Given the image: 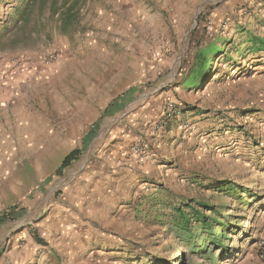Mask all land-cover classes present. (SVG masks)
I'll return each mask as SVG.
<instances>
[{"label":"rangeland","instance_id":"1","mask_svg":"<svg viewBox=\"0 0 264 264\" xmlns=\"http://www.w3.org/2000/svg\"><path fill=\"white\" fill-rule=\"evenodd\" d=\"M0 210L32 264L259 259L264 0H0Z\"/></svg>","mask_w":264,"mask_h":264},{"label":"crops","instance_id":"2","mask_svg":"<svg viewBox=\"0 0 264 264\" xmlns=\"http://www.w3.org/2000/svg\"><path fill=\"white\" fill-rule=\"evenodd\" d=\"M152 108L153 106L150 103L133 104L132 106H130V111L132 112V121L135 124H142V126L150 123L153 117L150 114ZM121 138L122 137L119 136L118 139L120 140ZM123 172L126 171L123 169L119 170V173L121 175H126V173ZM133 180L134 179L129 180L123 178L119 179L117 182L124 184V186H129L133 182ZM106 183L108 184V182ZM6 224L7 223L2 222V224L0 225V241H3V239L7 238L10 235V230L6 231ZM10 243L11 246H9V248H7V250L0 256V264H32V261L36 255L33 249L36 248L35 245L33 246L31 238L27 239L26 243H23L22 236L20 234H15L11 238ZM242 264H264V256L260 257L259 259L254 258V260H249Z\"/></svg>","mask_w":264,"mask_h":264},{"label":"trees","instance_id":"3","mask_svg":"<svg viewBox=\"0 0 264 264\" xmlns=\"http://www.w3.org/2000/svg\"><path fill=\"white\" fill-rule=\"evenodd\" d=\"M206 62V61H205ZM205 74V73H204ZM208 77L204 76L203 79L206 80ZM80 155V151L79 150H74L72 151L62 162L61 168H60V172L62 170H64L65 168H67L68 166H70L72 164V162H74L75 160L78 159ZM59 172V173H60ZM228 190L232 191V187H229ZM204 208H206L205 206H202ZM180 212V220L177 221V226L176 228H178L179 230H186L187 232H190V228H191V222L197 223V224H201L203 226H206L208 228L211 229L212 225H209L210 220L208 219V217H206L205 215L201 214L198 211H194V215L193 216H187L185 215V213H182V210L179 209ZM11 215H7L4 218L0 219V222H6L8 219H10ZM180 251V249H179ZM155 264H158V261H155Z\"/></svg>","mask_w":264,"mask_h":264},{"label":"built area","instance_id":"4","mask_svg":"<svg viewBox=\"0 0 264 264\" xmlns=\"http://www.w3.org/2000/svg\"><path fill=\"white\" fill-rule=\"evenodd\" d=\"M168 111H169V109H168ZM164 117H165V119H168V118L171 117V115L168 114V113H167V115H166V113H164ZM9 214H10V213H9L8 211L0 210V219H1V218H4L5 216H7V215H9ZM258 252H259V254H260L261 257L264 256V241H262V242L260 243V245H259V247H258Z\"/></svg>","mask_w":264,"mask_h":264}]
</instances>
